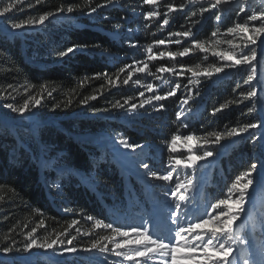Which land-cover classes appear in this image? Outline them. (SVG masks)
Returning <instances> with one entry per match:
<instances>
[{"label":"rangeland","instance_id":"374dc122","mask_svg":"<svg viewBox=\"0 0 264 264\" xmlns=\"http://www.w3.org/2000/svg\"><path fill=\"white\" fill-rule=\"evenodd\" d=\"M216 2V0H214ZM160 0H154L153 3H145V0H114L110 4L102 7H114L120 10L123 15L120 21L124 24L141 21L143 27H135L133 30H127L116 26L106 35L113 39L119 46H122L123 56L126 65L123 66V81L121 87L128 89L131 93L129 99L124 100L123 107L115 111H106L102 114L92 115L91 118L96 120L107 121V130L96 134L87 135H70L74 141L90 147V152H96L98 155L93 157V169L99 165H105L106 170L115 173L118 176L116 186L121 188V194L103 190L98 186L94 177L93 169L87 174L79 171L69 170L65 167H54L52 156L53 149L40 139V130L43 128H55L61 130V122L59 118L54 116L40 117L36 107L19 114L17 118L11 117L6 109H0V126L14 133L15 129H21L22 133H27L29 138L38 146L36 152L38 167H44L55 172L50 190L54 185H58L59 181L75 178L79 183L91 190L99 199L106 215L102 221V225L97 227L96 221L93 219H82L85 221V231L79 233L89 236L92 230L98 229L101 235H96L93 243H97V248L91 250H83L75 248V252H67L59 244V241L52 249H44L33 247L27 250L23 256H20L21 264H38L41 260L45 262H60L62 264H161L166 258L154 255L153 259L148 260L145 257H136V259H126L125 255H116V252L130 254L132 249L139 246L130 244L127 247L116 248L117 243L124 240H136L141 237L130 229L135 227L143 230L148 229L153 237L167 238L176 230L177 226L172 220L178 218V222L182 226L188 223L197 222V217L207 218L206 213L216 215L217 211H228L230 208L234 213L237 205L232 203L239 195L233 192L228 206H221V209L213 210L210 205L219 199H227L226 193L231 186H223L220 182L221 168L219 160L224 155H229V148L232 147L236 139L245 137L244 135H235L232 141H213L204 140L203 137L197 135L195 125L200 121V113L203 110L204 102L202 98L205 94L206 85H212L217 79H222L228 72L235 69L249 67V65L236 64L235 60L241 58L242 54L250 55V49L257 44V50L264 45V33L257 34L255 28L264 24V0H229L227 4H221L222 14L228 9L240 6L242 14L248 13L245 18L246 25L249 29L247 33L241 32L239 28L233 27L232 31H226L216 34V36L208 44H204L205 51L195 48L193 44V36L184 37L176 35L181 33L174 24L173 17L178 12L176 10L161 11ZM153 11L157 15L148 17L147 13ZM257 15V20H249L248 17ZM69 17L70 14L52 15L43 23H34L25 25L20 31H34L44 25L47 21L56 22L63 17ZM95 13H90L88 18L94 23ZM4 16L0 17V31L9 34L12 31L8 25L3 22ZM220 18V15H219ZM167 19L168 24L163 21ZM215 23H219L220 19L215 18ZM156 23L158 32H154L155 40L150 42H140L136 39L138 31L147 34V29ZM97 29L96 27H93ZM99 30V29H98ZM256 40L252 44L248 37ZM163 40L164 44L157 43ZM180 41V43H176ZM231 41V43H229ZM197 42V41H196ZM202 43V42H200ZM187 47L190 52L185 56L176 55L174 58L168 55L169 52L179 53ZM151 48V53L148 49ZM163 52L165 55L161 57L159 54ZM220 53L221 55H214ZM202 55L203 58L210 60L212 63L206 70L194 71L182 69L178 67V62L184 57L192 55ZM227 54V55H224ZM149 56L155 57L149 59ZM231 57L229 59L228 57ZM111 62H114L111 60ZM256 73L253 82L256 84L257 96L254 97L257 102V113L262 118L261 124H264V76L257 55L256 61H253ZM166 67L173 69L169 72H160L159 68ZM222 68L219 73L214 71L215 68ZM143 68L144 71H137ZM193 72L198 73L193 75ZM206 72H212L211 76H207ZM128 80V84L124 80ZM179 85L177 88L176 85ZM152 85V89L148 88ZM120 85H114L113 89H118ZM169 91H174L172 96H166ZM143 93V95H141ZM155 95L166 96L165 99L156 101L152 100L151 104L144 103L150 97ZM187 100L188 103H184ZM127 101V102H126ZM143 107H140L141 104ZM136 107L133 109L132 105ZM163 105L161 108L160 106ZM73 114H71L72 116ZM78 118H84L83 115H75ZM158 117H163L161 121ZM171 119H173V124ZM260 124V125H261ZM171 132L169 136H164L162 130ZM129 132L133 133L130 135ZM258 136L245 147L240 149V153L236 156L243 165H257L256 170L252 174L253 184L247 190L246 203L243 206L244 211L239 218L231 225L234 228L236 239L231 242L233 252L229 257L232 264H244L247 260L248 264H264V126H259ZM179 137L175 144H171L173 136ZM191 135L193 139L186 140L185 137ZM122 141L129 144L138 145L135 148L125 147ZM29 139L18 140V147L24 146L28 149ZM171 144V147H170ZM174 149V151H173ZM88 150V149H87ZM205 151H212L211 157H205L196 161L193 167H188L191 159L202 156ZM14 150L11 151V154ZM54 155L59 152L54 150ZM176 160L181 163L177 164ZM144 164L148 168L143 167ZM156 173L157 176L172 173L173 179L165 181L153 177L151 174ZM247 178L241 181L246 183ZM55 182V183H54ZM191 182V184H189ZM118 184V185H117ZM178 184L187 186L177 187ZM119 188V189H120ZM59 189V188H54ZM173 190L175 195H173ZM56 197L61 193L57 190ZM107 197L108 200L101 198ZM185 196L186 200L180 197ZM54 198L55 201L61 200ZM53 201V202H55ZM56 203V202H55ZM180 204L177 208L176 205ZM57 207V205L55 204ZM60 209V208H58ZM79 217V216H78ZM221 220L225 217H221ZM76 217L75 223L79 220ZM112 224V228L103 225ZM216 224V221L210 222L204 226V229H197V232L207 231ZM119 227L128 231L127 237L120 236L113 231ZM170 233L168 230H170ZM188 240H192V236L184 233ZM35 239V238H34ZM37 243H43L37 240ZM106 247V251H100V248ZM179 255V253H178ZM221 253H214L219 256ZM4 257L0 255V258ZM186 264H204V256L202 252L197 251L194 258Z\"/></svg>","mask_w":264,"mask_h":264},{"label":"trees","instance_id":"16d2710c","mask_svg":"<svg viewBox=\"0 0 264 264\" xmlns=\"http://www.w3.org/2000/svg\"><path fill=\"white\" fill-rule=\"evenodd\" d=\"M114 0H2L0 8L6 4H14V9L6 14L3 22L11 28L13 21L32 18L38 20L40 15L52 12L70 14L71 19L63 17L56 22L47 21L34 31L14 29L9 34L0 31V109H6L11 117L17 118L20 113L13 108L22 106L25 101L31 105V97L40 99L36 107L40 117L54 116L61 122V130L43 128L40 139L49 145L53 152L49 154L54 160V167H65L69 170L87 172L93 169L92 159L98 155L89 151L90 147L74 141L70 135L96 134L107 130V121L91 118L92 115L106 111L119 110L113 107L119 101L129 99L130 91L122 88L124 75L121 69L126 65L123 47L110 39L106 32H111L118 25L127 30L143 27L141 21L127 25L120 21L123 16L114 7L103 9ZM142 2L143 0H139ZM161 11L176 10L173 20L177 29L189 31L193 39L208 44L216 36L212 33H223L244 25L248 13L242 14L240 6H235L222 14V7L213 8L214 0H160ZM73 7L67 12V7ZM58 8L65 11L57 12ZM96 10L93 12L92 9ZM90 13L98 15L94 21L88 18ZM220 15L219 23H215ZM51 18V16L49 17ZM147 29V34L138 31L136 39L140 42H150L157 37L156 23ZM96 27L97 29L93 28ZM12 29V28H11ZM99 29V30H98ZM73 53L60 56L61 51L74 47ZM260 66L264 76V45L257 50ZM252 48V49H253ZM114 61V62H111ZM210 60L200 55L184 57L178 62V67L194 71L206 70ZM246 83L245 81H249ZM254 76L249 67H243L228 72L222 79H217L212 85L204 84L206 91L202 98L203 110L200 121L195 125L197 135L204 140L214 141L212 133H222L221 141H232L235 135L228 133L244 129L246 125L255 123L256 128L240 132L229 148V155L220 158L221 178L223 186H231L238 176L247 172L250 165L236 159L240 149L244 150L259 134L262 118L257 113L255 98L248 99L247 93L256 90ZM119 84L118 89H113ZM264 84V82H263ZM264 86V85H263ZM51 93V94H49ZM95 97V99H91ZM86 101V102H84ZM254 105V107H253ZM35 106H30V109ZM215 109L221 111L214 112ZM71 114H73L71 116ZM75 115H83L78 118ZM163 118V117H162ZM161 117L158 120L161 121ZM173 124V119H171ZM2 126V125H1ZM0 126V264H21L20 256L26 252L25 245L29 243V233L32 238L43 243L59 241L63 247L89 249L96 235H101L98 229L92 230L89 236H84L86 223L82 219L103 220L105 211L97 196L84 188L75 178L60 180L50 190L55 172L38 167L36 152L38 146L27 133L15 129L11 133ZM169 130V129H167ZM162 130L164 136L171 132ZM130 135L133 133L129 132ZM172 134V133H171ZM28 138V149L18 147V140ZM88 149V150H87ZM14 153L11 154V151ZM105 165L94 168V177L103 190L121 194V188L116 186L118 176L106 170ZM55 183V182H54ZM118 185V184H117ZM57 190L61 193L58 197ZM61 199L55 201L54 198ZM101 198L108 200L107 197ZM55 201V202H53ZM57 205V207L55 206ZM60 208V209H58ZM79 216V217H78ZM78 218V224L74 219ZM77 220V221H78ZM35 229V232L32 230ZM171 229L168 230L170 233ZM68 241H71L69 244ZM9 247L12 250L5 252ZM38 264H62L60 262H45Z\"/></svg>","mask_w":264,"mask_h":264},{"label":"snow or ice","instance_id":"6c2138e0","mask_svg":"<svg viewBox=\"0 0 264 264\" xmlns=\"http://www.w3.org/2000/svg\"><path fill=\"white\" fill-rule=\"evenodd\" d=\"M2 2V0H0ZM154 0H145V3H153ZM229 3V0H216L215 4H213V8H216L220 6L221 4H227ZM15 5L14 4H6L2 8H0V17L5 16L6 14L10 13L14 9ZM96 9L93 8L92 11L94 12ZM57 12H63L65 11L64 8H58L56 10ZM67 12H72L73 7L69 6L66 9ZM241 11H244V9H241ZM52 12H48L46 14L40 15L38 20H34L32 18H29L27 20H22V21H13L11 23V28L12 29H20L24 27L25 25H31L34 23H43L45 20H47L50 16H52ZM157 15V13L153 11H149L147 13L148 17H152ZM261 17H264V13H261ZM259 17L257 15H252L249 16V20H257ZM219 19V17H217ZM164 24H168L169 21L165 19L163 21ZM237 28L240 29L241 32L247 33L249 31L248 27L246 25H236ZM229 32L232 31V29L228 30ZM255 32L257 34L259 33H264V24H262L260 27L255 28ZM176 35H182L184 37H189L190 32L185 31L182 33H177ZM213 36L216 35V33H212ZM248 39L251 41L252 44L256 43V40L253 37H248ZM157 43L159 44H164L165 42L163 40L158 41ZM176 43H180V41H176ZM231 43V41H229ZM193 44L195 48L200 49L201 51H205V46L203 43L196 42L193 40ZM75 46L74 47H69L65 51H61L59 53L60 56H65L68 53H73L75 51ZM152 49L149 48L148 52L151 53ZM190 52V49L185 47L183 51L179 53H172L169 52L168 55L170 57H175L176 55L179 56H185ZM161 57H163L165 54L161 52L159 54ZM214 55H221L220 53H214ZM227 55V54H224ZM155 57L149 56V59H154ZM231 59V57H228ZM257 59V53L256 50L250 49V55L248 54H242L241 58L236 59L235 63L236 64H244V65H249L252 70V75L255 76L256 69L255 66L253 65V61H256ZM223 69L222 68H215L214 71L216 73L221 72ZM123 71V69H121ZM137 71H144L143 68L137 69ZM160 72H169L173 71V69H169L166 67H161L158 69ZM198 73L193 72V75H197ZM207 76H211L213 73L212 72H206L205 73ZM251 78L249 81H245L246 83H250ZM128 80H124L125 84H128ZM176 87L178 88L179 85L177 84ZM148 88L151 90L152 85H148ZM51 94V93H49ZM174 91H169L166 93V96H172L174 95ZM143 95V93H141ZM166 96H161V95H155L153 97H150L148 100H146L144 103L151 104L152 100L160 101L166 98ZM257 96V93L255 90L249 91L247 93L248 99L254 98ZM91 99H95V97H91ZM86 102V101H84ZM127 102V101H126ZM184 103H188L187 100L184 101ZM41 104L40 99H37L35 97H31V105L29 101H25V103L20 106V107H15L13 108L12 105H8L9 108H11L13 111L24 114L26 111L29 110L30 106H39ZM144 104L142 103L140 107H143ZM113 107H123L117 101ZM136 106L133 104L132 108L134 109ZM161 108L163 105L160 106ZM254 107V105H253ZM221 111V109H215L214 112ZM259 126H264V124H261ZM258 127L257 124L255 123H250L246 125L244 129H240L239 131H232L229 132L228 135H239L240 132L246 131L247 129L250 128H256ZM215 137V140L213 141L214 143H220L222 139H224V135L222 133L216 132L212 133ZM179 137L173 136L171 138V144H175L176 140ZM186 140H191L193 137L191 135L185 137ZM124 143L125 147L129 148H135L138 147V145H133L129 144L127 141H122ZM170 144V147H171ZM174 151V149H173ZM213 155L212 151H205L202 156H197L194 159L190 160V163L187 165L188 167H193L196 164L197 160L204 159L205 157H211ZM177 164H180V160H176ZM143 167L148 168L147 164H144ZM262 168H264V165H261ZM257 165L253 163L250 167V169L243 173L241 176H238L236 180L232 183L231 188L228 190L226 193L227 199H219L217 200L216 203L210 205V207L213 210H218L221 209V206H228L229 200L231 199L233 192L238 193L239 195L236 197L235 200L232 201L235 205H237L236 211L233 213L232 210L229 208L228 211H217L216 215L213 216L211 213H206L207 218H201L197 217V222L195 223H188L187 226H182L178 222V218L175 220H172V223L177 226L176 230H174L169 237L167 238H161V237H153L151 233L149 232L148 229L144 228L143 230L138 229V228H131L130 230L132 232H136L137 235L141 238L136 239V240H124L121 243L116 244V248H122V247H127L130 244H135L139 247L132 249L130 254H124L121 252H116V255H125L126 259H136V257H145L148 260L153 259L154 255L158 254L159 256H163L166 258L170 259H165L161 262V264H186V262L191 261L194 258V254L199 251L203 253L204 256V264H232V261L230 260V256L233 252V249L231 247V242L236 239L234 228L231 227L234 221H236L241 213L245 210L244 205L246 203V197H247V190L250 185L253 184V179L252 174L256 170ZM153 177H156L157 179L165 180V181H171L173 179L172 173L168 172L166 175H160L157 176L156 173L151 174ZM247 178L246 183H241L242 180ZM191 184V182H189ZM59 187V185H57ZM177 187H184L187 190V186L184 184H178ZM173 195H175V191L173 190ZM181 200H186L185 196L180 197ZM177 208L180 207V204L176 205ZM221 217H225V219L221 220ZM89 219H92V217H89ZM210 220L216 221V224L209 230L207 231H202V232H197V229H204V226L207 225ZM102 225V221L97 220L96 221V226L99 227ZM104 227L107 228H112V224H106L103 225ZM35 232V229L32 230ZM115 233H117L120 236L127 237L129 235L128 231L122 230L119 227H116L113 229ZM184 233H188L189 236H192V240H188V237L184 235ZM57 243V241L53 240L51 242H45V243H37L35 239L32 238V233H29V243L25 245V250H30L33 247H39V248H44V249H52L54 248V245ZM70 244L71 241H68ZM92 249L97 248V243H93L91 246ZM12 249L9 247H5L3 251L5 252H10ZM86 250H91V249H86ZM106 247L100 248V251H106ZM67 252H75V248H67L65 249ZM179 253V255H178ZM214 253H221L219 256H214ZM244 264H248V261L245 260Z\"/></svg>","mask_w":264,"mask_h":264}]
</instances>
